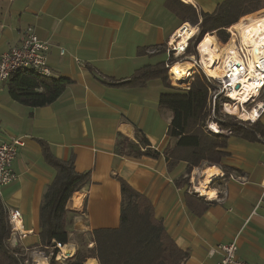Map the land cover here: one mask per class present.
<instances>
[{"label": "crops", "instance_id": "0c3cea01", "mask_svg": "<svg viewBox=\"0 0 264 264\" xmlns=\"http://www.w3.org/2000/svg\"><path fill=\"white\" fill-rule=\"evenodd\" d=\"M182 1L200 13L212 12L223 0ZM165 3L0 0V52L19 43L24 29L31 25L49 44L50 76L71 81L54 102L37 108L13 100L7 81L0 83V136L25 141L13 161L17 178L2 189L0 199L7 210L15 208L22 214L21 228L11 232L9 244L29 257L30 264H45L36 257L49 264L39 245V208L55 171L43 158L39 141L46 142L58 159L72 158L77 172L90 175L89 184L75 192L78 196L73 195L78 198L75 204L70 205V199L66 204L77 212L63 245L66 253L91 243L93 229L119 225L118 178H123L149 199L155 217L162 220L176 245L188 252L182 264H216L220 258L217 245L233 240L241 260L264 264V137L249 141L235 134L227 136L222 164L235 178L216 174L206 184L205 193L198 187L204 181L203 171L211 166L194 167L187 174L185 162L169 168L162 154L133 158L114 152L118 133L132 140L143 134L156 150L167 142L171 113L158 104L164 90L160 79L139 87H114L101 80L128 79L138 68L166 58L161 50L183 22ZM142 48L144 52L139 54ZM157 54L161 56L154 57ZM257 121L264 125V113ZM212 166L224 172L220 166ZM187 194L210 204L197 214L187 205ZM88 260L85 264L92 260L98 264L94 258Z\"/></svg>", "mask_w": 264, "mask_h": 264}, {"label": "trees", "instance_id": "16d2710c", "mask_svg": "<svg viewBox=\"0 0 264 264\" xmlns=\"http://www.w3.org/2000/svg\"><path fill=\"white\" fill-rule=\"evenodd\" d=\"M166 7L182 22L198 25V33L189 41L198 44L205 34L214 33L217 39L226 43L229 39L227 28L233 24L256 17L251 14L264 8V0H223L212 12L198 13L196 8L182 0H166ZM213 36V35H212ZM218 48H221L219 44ZM185 52H189L191 48ZM139 54L144 48L138 50ZM164 52V51H163ZM165 60L138 68L128 79H101L114 87H139L149 81L160 79L164 90L158 100L159 107L170 111L166 129L167 142L162 150L150 147L148 139L137 134L132 140L122 133L116 135L114 152L121 156L158 158L161 154L172 168L179 162L186 163V173L205 163L220 166L228 174V167L222 164L227 155V137L215 136L205 131L209 117V91L215 88L213 80L202 69L194 66L186 88L173 86L166 75ZM200 68V69H199ZM100 79V78H99ZM71 81L65 77L46 76L32 69H20L7 79L10 97L29 107L37 108L54 102ZM231 127L232 134L254 141L264 137V125L256 121L250 126L223 122ZM45 161L55 174L45 187L39 208V245L45 253L51 252L49 264H61L54 259L58 252L56 244L68 242L70 224L77 215L66 207L75 192L87 186L89 172H77L73 159L61 160L54 156L48 144L39 141ZM182 178V183H186ZM121 192L120 222L115 228H97L91 232L92 247L78 248L65 264H85L94 258L98 264H182L188 252L179 248L167 233L161 219L154 215L149 199L131 187L126 180L118 178ZM189 208L201 214L210 202L200 197L186 195ZM11 225L7 209L0 199V264H30L31 259L9 244ZM89 261V260H88ZM88 263V262H87Z\"/></svg>", "mask_w": 264, "mask_h": 264}, {"label": "built area", "instance_id": "2783aa9c", "mask_svg": "<svg viewBox=\"0 0 264 264\" xmlns=\"http://www.w3.org/2000/svg\"><path fill=\"white\" fill-rule=\"evenodd\" d=\"M192 26L197 27L198 30V25L183 22L167 41L165 45L166 67L170 68L173 65L172 59L185 53L189 41L195 36L196 32L190 38H187L185 42L181 43L179 31L184 33ZM231 27L227 28L229 39L226 43L232 41V44L220 59V76L215 78L206 73L209 78H212L216 82V86L209 91L208 107L210 114L204 129L209 134L215 136L227 137L232 135V128L223 126L224 120L218 114L216 108V103L220 96H223L226 101L220 105L219 112L223 113V116L232 115L236 117L237 125L245 127L243 122L252 125L264 113L263 50L259 49L257 51L254 45H250L247 42L248 39L242 38ZM48 50L49 44L38 37L33 26H27L23 31L19 43L11 46L8 51L0 52V83L7 81L12 73L20 69H32L39 74L49 76L50 69L47 65ZM63 52L64 50L60 49V53L62 54ZM170 78L173 82L174 79L171 75ZM244 92H247L245 99L244 95H241ZM244 110L248 113L245 118L240 117V113ZM24 145L25 141L22 137L13 136L6 139L0 136V195L2 189L17 178L13 170V161L17 149ZM217 176L220 178H235L233 174L227 175L225 172H219ZM261 190V199H263L264 179L261 183ZM8 220L11 225V232L18 231V224L20 223L21 225L22 222L21 212L15 208L9 209ZM91 245V243L88 244V246ZM56 246L61 249L62 245L57 243ZM215 252L220 255L216 264H247L238 257L235 240L217 245ZM64 254L73 255L69 253ZM64 254L60 255V252L56 253L54 255L55 260L65 258L66 255ZM34 264L37 263L34 261Z\"/></svg>", "mask_w": 264, "mask_h": 264}, {"label": "bare ground", "instance_id": "6f19581e", "mask_svg": "<svg viewBox=\"0 0 264 264\" xmlns=\"http://www.w3.org/2000/svg\"><path fill=\"white\" fill-rule=\"evenodd\" d=\"M232 30H236L238 34L245 39H248V43L250 45H254V48L259 51V49L263 50L264 53V14L258 15L253 18L245 19L242 21H239L232 25ZM197 30V27H190L189 30L185 31L184 33H181L179 31V35H181V43L185 42L187 38L192 36ZM176 41V40H173ZM232 41L228 43L220 44L221 49L216 47L214 42V37L211 34H206L202 40L200 41L198 45V51L200 53V64L203 66L204 71L212 76V77H219L220 76V62H217L216 55L218 54L219 57L222 58L223 54L227 52V50L231 47ZM216 50L219 51V53H216ZM178 62H174L173 65L170 67L169 74L174 79L175 82H182L189 77L190 70L193 69V64L189 61L185 60H177ZM176 63V64H175ZM218 63V64H217ZM217 66V67H216ZM172 70V71H171ZM172 73H171V72ZM186 78V79H185ZM247 92H244L241 95H244V99L247 97L245 96ZM234 109V108H233ZM248 115L247 111H242L240 113V117H246ZM219 170L217 167H210L206 168L203 171V179L204 181L201 182V185H199V191L202 193H205L207 186L211 180H213V177L218 174ZM197 188V189H198ZM213 191L209 193V196H213ZM205 195V194H204ZM18 228H21L20 223L18 224ZM62 252L66 253V248L62 245L61 246ZM43 259L46 264V260L44 258L36 257V260ZM38 264V263H37ZM90 264H96L94 260L91 261Z\"/></svg>", "mask_w": 264, "mask_h": 264}, {"label": "rangeland", "instance_id": "374dc122", "mask_svg": "<svg viewBox=\"0 0 264 264\" xmlns=\"http://www.w3.org/2000/svg\"><path fill=\"white\" fill-rule=\"evenodd\" d=\"M251 14H253V15H255V16H258V15H261V14H264V8H262V9H260V10H258V11H256V12H254V13H251ZM198 33V30L196 31V34ZM195 34V35H196ZM208 34H211V35H213V37H214V42H215V45H216V47H218L217 46V44H216V41L215 40H217V43L219 44V46H220V44H223L222 42H220L218 39H217V37L215 36V34L214 33H208ZM194 35V34H193ZM206 35V34H205ZM204 35V36H205ZM203 36V37H204ZM190 38V37H189ZM199 43L200 42H198V44H194V41H191L190 42V44H189V46H188V48L190 49L191 48V50L188 52H185L184 54H182V55H180L179 57H176V58H173L172 59V64L174 63V62H178L177 61V59L180 61V60H185V61H189V62H191L192 64H193V69H194V66H199L201 69H202V71L205 73V75L206 76H208L207 74H206V72L204 71V68H202V65L200 64V53H199V51H198V45H199ZM221 47V46H220ZM219 49H221V48H219ZM161 51H164V53H163V55H165L166 56V54H165V47L161 50ZM216 53H219V51L218 50H216ZM158 56H161V54H157V55H155L154 57H158ZM218 54L216 55V58H217V62H220V59H221V57H219V59H218ZM165 59V61H166V58H164ZM164 59H161V60H164ZM176 59V60H175ZM156 60V59H155ZM173 60H175V61H173ZM176 64V63H175ZM218 64V63H217ZM169 65H171L170 63H169ZM174 66V65H173ZM217 67V66H216ZM165 70H166V75H167V78H168V80H169V82L171 83V85H173V86H178V87H181V88H186V87H188L187 86V84H188V81H189V79H190V77L192 76V73H193V70L191 69L190 70V74H189V77H187V79L185 80V81H182V82H175L174 80H173V82H172V79L170 78V74H169V67H166L165 66ZM199 68V69H200ZM172 71V70H171ZM170 71V72H171ZM172 73V72H171ZM209 77V76H208ZM212 79V78H211ZM213 80V79H212ZM213 83L215 84V86H216V82L213 80ZM226 100H224V97L223 96H220L219 97V99L217 100V103H216V108H217V111H218V114L219 115H221V117H222V119L224 120V121H232L234 124H237V120H236V117H234V116H232V115H226V116H223V113H221V112H219V108H220V105H222V103L223 102H225ZM221 113V114H220ZM244 124V126H250V124H248L247 122H243ZM18 150V149H17ZM204 166H208V165H206L205 163H203V164H201V166H199V168H203ZM185 178V177H184ZM183 178V179H184ZM187 179L189 180L190 179V177L188 176L187 177ZM76 196H78L77 194H75ZM76 199H78V198H76L75 196H73L72 198H71V200H70V205H72V204H75V201H77ZM9 210V209H8ZM8 210H7V216H8ZM9 221V220H8ZM22 223V222H21ZM90 244V243H89ZM91 246H88V244H86V246L85 247H82V248H80V249H86V248H88V247H92L93 246V243L91 242ZM56 248L58 249V252H60V255H63L64 254V252H62V250L61 249H59L57 246H56ZM43 251V250H42ZM44 252V255H46L48 258H50L53 254L51 253V252H49L48 254L47 253H45V251H43ZM57 252V253H58ZM64 255H66V254H64ZM72 255H66L65 256V258H62L61 260H56V261H58V262H60L61 264H65V261H66V259L67 258H69V257H71ZM55 259V258H54ZM88 260V259H87ZM87 262V261H86ZM85 262V263H86Z\"/></svg>", "mask_w": 264, "mask_h": 264}]
</instances>
